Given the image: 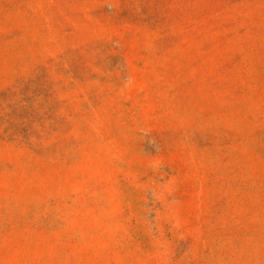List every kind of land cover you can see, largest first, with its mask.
Listing matches in <instances>:
<instances>
[{
	"label": "rangeland",
	"instance_id": "obj_1",
	"mask_svg": "<svg viewBox=\"0 0 264 264\" xmlns=\"http://www.w3.org/2000/svg\"><path fill=\"white\" fill-rule=\"evenodd\" d=\"M0 264H264V0H0Z\"/></svg>",
	"mask_w": 264,
	"mask_h": 264
}]
</instances>
